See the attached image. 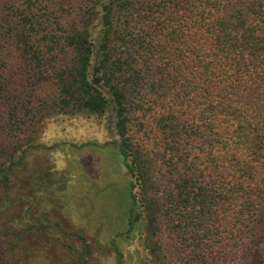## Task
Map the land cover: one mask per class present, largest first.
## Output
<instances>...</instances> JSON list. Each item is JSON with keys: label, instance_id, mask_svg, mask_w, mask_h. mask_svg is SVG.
Returning <instances> with one entry per match:
<instances>
[{"label": "trees", "instance_id": "1", "mask_svg": "<svg viewBox=\"0 0 264 264\" xmlns=\"http://www.w3.org/2000/svg\"><path fill=\"white\" fill-rule=\"evenodd\" d=\"M31 85H46V117H111L131 179L125 238L143 227L144 264H264V0H3L8 124L28 110ZM16 143L0 148L7 210L21 199L11 193L26 147ZM51 226L61 264H94L96 240ZM0 232L19 240L24 264L28 231Z\"/></svg>", "mask_w": 264, "mask_h": 264}, {"label": "rangeland", "instance_id": "2", "mask_svg": "<svg viewBox=\"0 0 264 264\" xmlns=\"http://www.w3.org/2000/svg\"><path fill=\"white\" fill-rule=\"evenodd\" d=\"M31 86L34 92L37 87ZM31 91L26 99L28 110L21 111L23 121L8 124L6 111L0 110L4 126L1 129L0 125V148L9 150L19 141L26 147L25 164L16 169L11 193L22 200L16 201L10 210L0 205V231H28L27 249L21 247L27 252L24 264H61V252L66 247L57 238L59 228L51 226L55 222L64 231L81 232L88 240L97 241L94 264L118 263L111 240L121 253L119 264H144L143 256L136 251V240L143 227L140 225L132 233L134 241L125 238V192L131 179L120 166L117 148L112 143L116 136L110 133L111 125L107 123L110 119L107 117L104 122L94 116L46 117V104L41 102L46 100V85L37 88L40 104L33 101ZM41 107L43 111L33 116L31 111ZM45 219L51 223H45ZM16 242L19 240L0 237V264H20L14 255V250H18ZM74 244L80 247L79 242ZM73 261L72 257L64 262ZM227 262L235 264L232 260Z\"/></svg>", "mask_w": 264, "mask_h": 264}, {"label": "water", "instance_id": "3", "mask_svg": "<svg viewBox=\"0 0 264 264\" xmlns=\"http://www.w3.org/2000/svg\"><path fill=\"white\" fill-rule=\"evenodd\" d=\"M108 118L110 119V120H109V123H111V120H112L111 117L109 116ZM110 125H111V124H110Z\"/></svg>", "mask_w": 264, "mask_h": 264}]
</instances>
